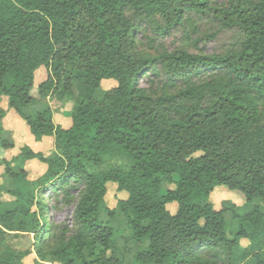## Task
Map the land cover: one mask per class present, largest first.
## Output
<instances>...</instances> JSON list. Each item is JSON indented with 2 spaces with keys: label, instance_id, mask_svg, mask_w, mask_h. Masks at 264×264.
Here are the masks:
<instances>
[{
  "label": "trees",
  "instance_id": "trees-1",
  "mask_svg": "<svg viewBox=\"0 0 264 264\" xmlns=\"http://www.w3.org/2000/svg\"><path fill=\"white\" fill-rule=\"evenodd\" d=\"M175 32L228 38L220 53L167 50ZM41 68L40 99L72 103L67 126L34 110ZM0 93L54 147L1 162L10 183L27 181L25 162L46 170L32 186H0L15 198L0 200V264H264V211L252 205L264 202V0H0ZM109 183L127 194L115 209ZM165 183L174 188L161 193ZM219 186L247 211L215 209ZM48 191L72 206V228L48 224Z\"/></svg>",
  "mask_w": 264,
  "mask_h": 264
},
{
  "label": "rangeland",
  "instance_id": "rangeland-1",
  "mask_svg": "<svg viewBox=\"0 0 264 264\" xmlns=\"http://www.w3.org/2000/svg\"><path fill=\"white\" fill-rule=\"evenodd\" d=\"M201 33H209V31L206 29L204 25L201 27ZM228 35L222 34L218 35L217 38L213 40H199L196 41L195 37L192 35L191 39L188 40L185 38L184 34L180 32H175L172 36L166 38L164 44L167 50H172L174 48H180V47H187V49L192 53H197L200 50L204 54H211V53H220L223 50V46H225V43L227 42ZM141 52H147L150 51L146 49L144 46H140ZM152 52V51H150ZM148 77L153 80H155V77L148 74ZM46 78V71L45 69L41 68V70L35 72V84L34 87L31 90V95L33 97H36L39 99V105L34 108V110L44 108V107H51V109L54 111L53 120L54 123L57 125H63L67 126L68 121L70 119V114L72 111V103H66L61 104L60 102L54 100V99H40L38 95L37 85L40 84L42 81H44ZM139 84L141 87H148L147 79L142 78L139 81ZM115 86L114 82H106L102 85L103 90H107L109 88H112ZM100 94V92H99ZM101 95V94H100ZM0 107L6 111V115L1 120V126L4 130V133L0 134V140L4 139L8 141L9 143H12L14 146L11 149L3 150L0 147V186L3 188L2 190L5 191H11L15 188L19 187L20 189L25 186H32L31 183H34L37 179L41 178L46 170V166L41 164L39 161L32 160L25 162L22 166V168L25 170L27 177H26V183L23 180H19L18 182L12 181L11 183L3 174L4 166L1 163L3 160H11L13 157L17 156L20 153V149L23 146H28L35 152H41L44 155H50L53 153L54 147H53V139H46L41 144H36L34 140L30 138L29 131L27 125L25 122L18 117V115L8 107V99L6 96L0 93ZM32 112H35L32 110ZM30 135V136H29ZM32 137V136H31ZM174 185L170 184H163V187L161 189V193H166L167 190L173 189ZM4 191V192H5ZM78 190H72L71 194L72 196L77 195ZM127 194L125 192H118L116 190L115 184L109 183L107 184V193L105 195V203L109 209H115L117 205L118 199H125ZM5 198H7L6 195H4ZM61 193L57 192L56 196L53 194V192L48 191L44 196V203L46 205V217L48 220V224L54 228L57 226H62L64 223L72 228V206L68 207L67 205H64L61 200ZM12 200H15L13 196H9ZM210 203L214 206L215 209H220L222 203H225L226 205H235L237 208V212L239 214H244L248 207L245 205V199L244 196L238 192L233 190H228L224 186H219L214 189V191L211 193L209 198ZM173 205L175 208H177L176 203H171L166 205L167 210H169V206ZM252 205L258 206L262 211H264V202L260 199H255L252 202ZM232 215L230 213H227L225 215V219L227 221V227L228 231H230L234 226H236L237 222L233 221ZM113 226L122 230L123 232L126 231L125 225L122 221V219L117 218L116 221L112 222ZM120 231L121 233H123ZM242 243V247H246ZM29 262V261H28ZM26 262V264H28ZM31 264V263H30ZM33 264V263H32ZM52 264V263H49ZM57 264V263H53Z\"/></svg>",
  "mask_w": 264,
  "mask_h": 264
},
{
  "label": "crops",
  "instance_id": "crops-1",
  "mask_svg": "<svg viewBox=\"0 0 264 264\" xmlns=\"http://www.w3.org/2000/svg\"><path fill=\"white\" fill-rule=\"evenodd\" d=\"M7 98V97H6ZM8 99V98H7ZM69 122L70 121H68V124H69ZM27 132H28V129L26 130ZM30 136V135H29ZM30 138L33 140V138L30 136ZM46 139H51L50 137H44L43 139H42V141L41 142H43L44 140H46ZM41 142H36V144H41ZM45 166V165H44ZM174 188V187H173ZM3 194H2V196L0 197V200H2V201H11L12 199L11 198H9V196H11V195H9L8 193H5V192H2ZM4 195H6L7 196V198H5L4 197ZM171 204V203H170ZM168 205V204H167ZM167 208V207H166ZM177 208H178V205H177ZM177 208H175V206H173V205H170L169 206V210H171L170 211V213L171 214H175L176 213V211H177ZM242 243L246 246L247 244H248V241L247 240H241V245H242ZM243 245V246H244ZM44 264H49V263H44Z\"/></svg>",
  "mask_w": 264,
  "mask_h": 264
}]
</instances>
